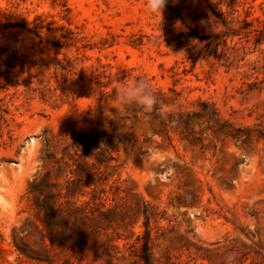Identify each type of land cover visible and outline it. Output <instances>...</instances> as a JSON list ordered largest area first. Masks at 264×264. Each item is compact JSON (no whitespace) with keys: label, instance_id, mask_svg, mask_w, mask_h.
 I'll return each instance as SVG.
<instances>
[{"label":"rangeland","instance_id":"rangeland-1","mask_svg":"<svg viewBox=\"0 0 264 264\" xmlns=\"http://www.w3.org/2000/svg\"><path fill=\"white\" fill-rule=\"evenodd\" d=\"M144 6L0 0V264H264V0Z\"/></svg>","mask_w":264,"mask_h":264},{"label":"clouds","instance_id":"clouds-1","mask_svg":"<svg viewBox=\"0 0 264 264\" xmlns=\"http://www.w3.org/2000/svg\"><path fill=\"white\" fill-rule=\"evenodd\" d=\"M169 0H145V12L150 17L162 19V12ZM175 3V0H172ZM115 98L121 105H136L141 110L151 112L157 108L158 101L151 91L149 84L143 79H137L133 83L122 84L114 89ZM161 116L165 111L161 110Z\"/></svg>","mask_w":264,"mask_h":264},{"label":"trees","instance_id":"trees-1","mask_svg":"<svg viewBox=\"0 0 264 264\" xmlns=\"http://www.w3.org/2000/svg\"><path fill=\"white\" fill-rule=\"evenodd\" d=\"M175 13H176V16H177L178 18H181V15L179 14V12L176 11ZM201 105H202L204 108H206V106H207L206 102H201ZM209 111H211V109H210ZM212 111H213V110H212ZM214 111H215V110H214ZM145 226H146V223H145ZM146 234H147V229H146ZM143 260H144L145 264H151V260H150V258H149V256H148L147 253L144 254V256H143Z\"/></svg>","mask_w":264,"mask_h":264}]
</instances>
